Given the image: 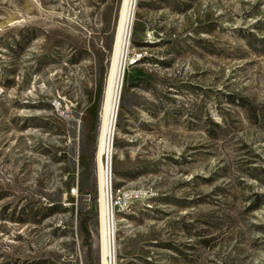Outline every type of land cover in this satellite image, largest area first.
Here are the masks:
<instances>
[{"label":"rangeland","instance_id":"1","mask_svg":"<svg viewBox=\"0 0 264 264\" xmlns=\"http://www.w3.org/2000/svg\"><path fill=\"white\" fill-rule=\"evenodd\" d=\"M120 1L0 0V264H99L94 154ZM136 14L117 264H264V0Z\"/></svg>","mask_w":264,"mask_h":264},{"label":"bare ground","instance_id":"2","mask_svg":"<svg viewBox=\"0 0 264 264\" xmlns=\"http://www.w3.org/2000/svg\"><path fill=\"white\" fill-rule=\"evenodd\" d=\"M138 0H121L112 54L99 119L94 154L97 177V220L93 229L99 253V264H117V232L113 199V164L115 138L123 81L127 71V55L131 49ZM138 63V62H137Z\"/></svg>","mask_w":264,"mask_h":264},{"label":"built area","instance_id":"3","mask_svg":"<svg viewBox=\"0 0 264 264\" xmlns=\"http://www.w3.org/2000/svg\"><path fill=\"white\" fill-rule=\"evenodd\" d=\"M141 56L139 57H137V58H134V59H132V61H130L129 63H128V66H134V65H136L137 64V62H139V60H141ZM59 106H60V103H57ZM78 190L77 189H72V191H71V194L73 195V196H78ZM121 205V201L120 200H118V201H116V203H115V206H120Z\"/></svg>","mask_w":264,"mask_h":264},{"label":"trees","instance_id":"4","mask_svg":"<svg viewBox=\"0 0 264 264\" xmlns=\"http://www.w3.org/2000/svg\"><path fill=\"white\" fill-rule=\"evenodd\" d=\"M91 203H92L93 210L97 209L98 204H97V197L95 195L92 196Z\"/></svg>","mask_w":264,"mask_h":264}]
</instances>
